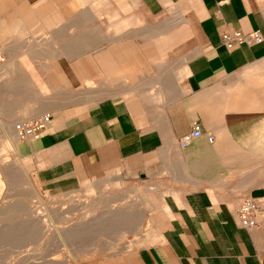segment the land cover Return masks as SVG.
I'll return each mask as SVG.
<instances>
[{
  "label": "crops",
  "instance_id": "obj_1",
  "mask_svg": "<svg viewBox=\"0 0 264 264\" xmlns=\"http://www.w3.org/2000/svg\"><path fill=\"white\" fill-rule=\"evenodd\" d=\"M231 31L263 40L228 48ZM24 39L47 57L30 111L51 120L20 144L37 184L139 186L143 222L108 264H264V0H0V47Z\"/></svg>",
  "mask_w": 264,
  "mask_h": 264
},
{
  "label": "rangeland",
  "instance_id": "obj_2",
  "mask_svg": "<svg viewBox=\"0 0 264 264\" xmlns=\"http://www.w3.org/2000/svg\"><path fill=\"white\" fill-rule=\"evenodd\" d=\"M33 44L0 47V63L9 66H0V264H108L143 222L139 186L116 175L56 189L37 184L20 148L26 139L15 130V123L44 113L30 110L50 96L40 85L47 57Z\"/></svg>",
  "mask_w": 264,
  "mask_h": 264
},
{
  "label": "built area",
  "instance_id": "obj_3",
  "mask_svg": "<svg viewBox=\"0 0 264 264\" xmlns=\"http://www.w3.org/2000/svg\"><path fill=\"white\" fill-rule=\"evenodd\" d=\"M263 40V36L259 31H251L244 33L241 31L226 32L222 35V41L228 48L235 45L246 43L248 45L260 43ZM2 55L0 54V61H2ZM51 120L49 113H42L31 120H25L15 123V130L18 137L21 139H29L30 137L39 135ZM203 136L201 125L198 122L193 123L191 130L187 132L179 141L181 148L187 147L191 141ZM206 140L212 142L213 136L207 135ZM259 212V206L255 201L249 198L243 199L236 208V215L239 220V225L243 228H254L258 225L257 214Z\"/></svg>",
  "mask_w": 264,
  "mask_h": 264
},
{
  "label": "bare ground",
  "instance_id": "obj_4",
  "mask_svg": "<svg viewBox=\"0 0 264 264\" xmlns=\"http://www.w3.org/2000/svg\"><path fill=\"white\" fill-rule=\"evenodd\" d=\"M140 209V208H139ZM130 211H132V210H130ZM136 211V210H135ZM57 214V213H56ZM128 215V214H127ZM144 217V216H143ZM37 218V217H36ZM97 218V217H96ZM127 218V217H126ZM129 219V218H128ZM127 220V219H126ZM140 220V219H139ZM97 221V220H96ZM114 221V220H113ZM138 221V220H137ZM107 224H108V222H107ZM121 225V224H120ZM132 227V226H131ZM29 228V227H28ZM107 228V227H106ZM129 229H130V227H129ZM30 231V230H29ZM124 232H122V230H121V232L122 233H124L125 234V231H127V230H123ZM128 232V231H127ZM115 233V232H114ZM116 234H120V232L119 233H116Z\"/></svg>",
  "mask_w": 264,
  "mask_h": 264
}]
</instances>
